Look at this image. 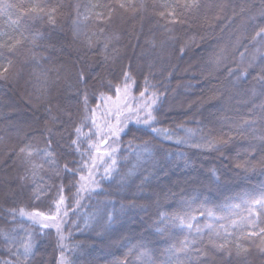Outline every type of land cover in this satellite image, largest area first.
Returning <instances> with one entry per match:
<instances>
[{
  "label": "trees",
  "instance_id": "16d2710c",
  "mask_svg": "<svg viewBox=\"0 0 264 264\" xmlns=\"http://www.w3.org/2000/svg\"><path fill=\"white\" fill-rule=\"evenodd\" d=\"M192 3L198 6H187ZM261 27L264 0H231L224 11L216 0H0V262L16 260L12 241L31 239L29 264H57L56 229L34 224L19 210L51 215L60 185L66 196L76 191L69 181L77 177L61 172L68 161L81 160L68 147L76 138L71 134L86 122L81 146L95 142L91 110L103 122L127 72L137 82L128 106L137 103L131 97L146 77L164 93L155 113L160 122L152 127L169 129L172 139L150 129L119 138L115 178L82 192L79 212L62 226L70 264L123 262L141 243L127 264H264V237L237 240L241 232L264 228V207L253 204L264 195V166L258 163L264 159V85L255 79L264 65ZM221 50L224 60L217 66ZM215 87L223 95L209 99ZM185 128L195 135L178 144ZM221 133L232 139L219 150L192 146L202 135ZM29 146L27 160L21 149ZM245 160L251 163L237 167ZM104 201L113 202L109 211L125 206L111 225L98 211ZM74 207L69 201L68 210ZM206 209L214 215L202 214ZM93 213L87 230L72 223L83 227L81 216ZM161 214L169 219L161 223ZM173 215L189 218L181 225ZM225 237L240 247L220 250L209 243L225 244ZM184 241L189 244L179 251Z\"/></svg>",
  "mask_w": 264,
  "mask_h": 264
},
{
  "label": "snow or ice",
  "instance_id": "6c2138e0",
  "mask_svg": "<svg viewBox=\"0 0 264 264\" xmlns=\"http://www.w3.org/2000/svg\"><path fill=\"white\" fill-rule=\"evenodd\" d=\"M190 8L197 7L198 5L195 3H192L190 5H187ZM264 33V27L260 28V32L257 33V35H261ZM255 39V37H254ZM194 38L189 40L185 45H183L179 49V55H184L187 49L190 47L192 43H194ZM224 60L223 56V50H221L220 54H218L213 61L217 66H219ZM252 67L256 66L255 57H253V61L251 64ZM235 73L230 69L228 72L229 77L234 75ZM244 73H241V76H243ZM170 79V76L168 77ZM239 79V77H238ZM257 82L264 85V65L260 67V74L258 77L255 78ZM124 81L125 85L124 88L121 89V87L117 86L113 90L116 95V107L114 108V115L116 123H112V115L113 111H105L103 122H101L96 117V109H92V119H91V128L94 130L92 132V136H94L95 142H91L88 145V149H84L81 146V136H86L88 134L82 132V127L85 126L87 123L81 127H76L71 136L75 135V139H71L69 142V149L71 153H79L81 156L80 161L71 160L68 161L64 167L61 169V172L66 173L68 175H72L77 177L75 181H69V184L71 187H75L76 191L72 193L71 196H66L64 193L66 191V187L64 185H60L57 189V199H54L50 205H49V211L51 212V215H48L44 212L40 211H34V212H25L24 209H20V215L21 216H27L29 220H31L34 224H40L42 228L48 229V228H55L57 235H58V246L61 250V255L57 261V264H70L66 256L64 255V248L66 245L63 243L68 237H66L63 234L62 226L65 225L66 219L70 215H76L79 212L80 207V198L82 192H88L93 191L94 189H97L100 187L102 181L111 182L112 179L115 178L116 172H117V153H118V140L122 135H126L131 133L133 137L136 136V132L144 130H151V133L156 136L163 135L165 139H172V136L170 134L169 129L164 128H154L152 127L153 124H158L160 121L158 120L155 113L158 112V109L160 105L163 102L164 99V93L159 92L155 85L151 84L149 79L146 77L143 82V87H141V90L139 92V95L136 97H131L133 100L137 101L135 106H128L127 99L129 92H132L134 88L137 87V82L132 79V77L126 72L124 74ZM130 81V83H129ZM237 84L234 81L233 87H236ZM223 89L220 87H215L209 90V92L212 93L211 96H209V99H215L217 95H223ZM111 99V98H107ZM124 100V104H120V101ZM87 103V100L85 99V104ZM129 121H133L132 124L129 123ZM134 125L136 127H134ZM234 129H230L232 131ZM185 136L183 138H177L176 142L178 144H185L188 143L190 139H192L195 135V130L191 128H185L184 129ZM223 136H227L228 139H223ZM201 143H197L192 145L195 148L199 149H212V150H219L222 148L225 144L229 143L232 139L228 133H221V137H212L210 135H202L199 137ZM261 140L264 141V136L261 137ZM50 144V143H49ZM146 147V146H145ZM31 146L28 148L21 149L23 153H25L26 159L30 160L32 153L28 151ZM104 149V150H102ZM139 155V154H138ZM45 156L51 158V153L45 152ZM107 157V159H105ZM251 162L249 160H245L241 163H237V167H244ZM262 166H264V159L259 161ZM68 164H75L76 167L70 168L68 167ZM101 168L103 169L101 173ZM211 172H215V169L210 170ZM131 172L129 173V175ZM218 179V177H217ZM123 178L121 180V183H123ZM39 191H42L39 190ZM34 195L36 193H33ZM39 199V196L37 197ZM46 198V197H45ZM69 201H72L75 207L70 212L69 209ZM104 204L103 209H98V211L103 215L104 213L107 214V220L106 225H111L118 214H122L124 211L125 206L121 205L120 209L117 210L114 206L109 211L107 208L108 204H111L113 202L111 201H104L102 202ZM186 203V202H182ZM254 205H260L261 207H264V195H262L259 199L253 201ZM55 209L54 212H52V209ZM11 213H14L15 210H10ZM207 216L211 217L214 215L213 211L211 209H206L204 213ZM95 213L93 214H85L81 216V219L84 220L83 227L80 226V224L77 221H72L73 224L77 228H80L81 231L87 230L89 225L95 220ZM189 217L185 216L184 219H181L179 215H173L172 221L175 222L176 220H179V223L181 225H184V220L188 219ZM194 218V217H192ZM169 217L166 214H161V220L160 222L163 223L165 220H168ZM235 223V222H233ZM186 227L188 229L192 228L191 224H187ZM209 227V230L211 231V226ZM165 231L163 228H157L158 233H162ZM197 232H200L201 230L199 228L196 229ZM231 234H229L230 236ZM217 237H219V233L216 234ZM252 236H260L264 237V228L260 229V231L257 232H251L248 233L247 236L243 232H241L240 236L237 237V240H241L245 237H252ZM6 240H11V237L5 236ZM226 243L225 244H215L212 239H209V243L212 244L213 248H218L220 250H223L233 243L235 241L230 240L228 237L224 238ZM12 243L16 244L17 252L12 253L14 256H16L15 261L11 260H5L0 262V264H29L30 258L34 255V246L31 239H29L27 242L24 243H17L15 241H12ZM189 244L188 241H184L182 244V247L179 249V251H184ZM237 248L240 247L239 243H235ZM79 247V245L77 246ZM144 247V245L137 244L134 245L132 248L128 250V253L125 256V260L123 262L121 261H114L113 264H127V255L131 254L133 251H135L136 248ZM11 253V248L9 249ZM172 249H169V252H171ZM200 252H203L204 250H199ZM146 253H140V256H144ZM23 257V262L20 261V257Z\"/></svg>",
  "mask_w": 264,
  "mask_h": 264
},
{
  "label": "rangeland",
  "instance_id": "374dc122",
  "mask_svg": "<svg viewBox=\"0 0 264 264\" xmlns=\"http://www.w3.org/2000/svg\"><path fill=\"white\" fill-rule=\"evenodd\" d=\"M217 4H219V6L222 7L223 11L224 10H228L230 8V5H231V0H216ZM229 3V4H228ZM208 69V68H207ZM123 102H125L124 100H121L120 101V104H124ZM110 106L112 107L113 109V121H111L112 123H116V120H115V115H114V108L116 107V100L115 101H112V103L110 104ZM130 106V104H129ZM134 107V106H133ZM105 119V118H103ZM30 122V121H29ZM104 150V149H102Z\"/></svg>",
  "mask_w": 264,
  "mask_h": 264
}]
</instances>
